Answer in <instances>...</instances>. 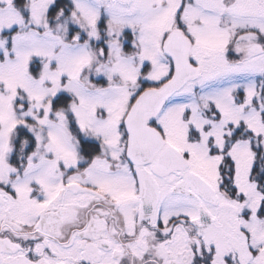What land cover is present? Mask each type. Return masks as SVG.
<instances>
[{
    "label": "snow or ice",
    "instance_id": "snow-or-ice-1",
    "mask_svg": "<svg viewBox=\"0 0 264 264\" xmlns=\"http://www.w3.org/2000/svg\"><path fill=\"white\" fill-rule=\"evenodd\" d=\"M0 264H264V0H0Z\"/></svg>",
    "mask_w": 264,
    "mask_h": 264
}]
</instances>
